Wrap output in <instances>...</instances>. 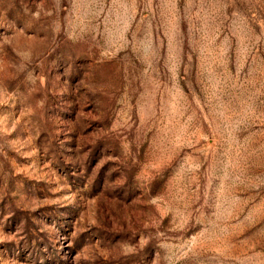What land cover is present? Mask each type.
<instances>
[{
    "label": "rangeland",
    "instance_id": "374dc122",
    "mask_svg": "<svg viewBox=\"0 0 264 264\" xmlns=\"http://www.w3.org/2000/svg\"><path fill=\"white\" fill-rule=\"evenodd\" d=\"M0 264H264V0H0Z\"/></svg>",
    "mask_w": 264,
    "mask_h": 264
}]
</instances>
